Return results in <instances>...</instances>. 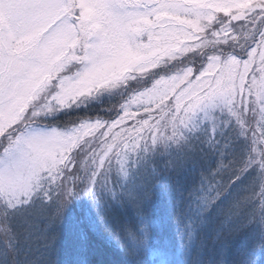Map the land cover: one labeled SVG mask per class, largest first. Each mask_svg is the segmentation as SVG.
Here are the masks:
<instances>
[{
    "label": "snow or ice",
    "instance_id": "snow-or-ice-1",
    "mask_svg": "<svg viewBox=\"0 0 264 264\" xmlns=\"http://www.w3.org/2000/svg\"><path fill=\"white\" fill-rule=\"evenodd\" d=\"M0 264H264V0H0Z\"/></svg>",
    "mask_w": 264,
    "mask_h": 264
},
{
    "label": "trees",
    "instance_id": "trees-1",
    "mask_svg": "<svg viewBox=\"0 0 264 264\" xmlns=\"http://www.w3.org/2000/svg\"><path fill=\"white\" fill-rule=\"evenodd\" d=\"M112 103H114V101L109 100L105 104L101 105L100 107L93 108V109L89 110V114H92V115L99 114V115L103 116L104 119L107 120V119H109V117L107 115H104V110H106ZM80 115H83V113H81ZM69 119H75V116H73V117H65L62 120L57 121V123L59 125L63 126V125L68 123ZM74 210L75 211H79L78 208H75Z\"/></svg>",
    "mask_w": 264,
    "mask_h": 264
},
{
    "label": "rangeland",
    "instance_id": "rangeland-1",
    "mask_svg": "<svg viewBox=\"0 0 264 264\" xmlns=\"http://www.w3.org/2000/svg\"><path fill=\"white\" fill-rule=\"evenodd\" d=\"M199 66V62H197V67ZM113 116L115 115V113L112 114Z\"/></svg>",
    "mask_w": 264,
    "mask_h": 264
}]
</instances>
